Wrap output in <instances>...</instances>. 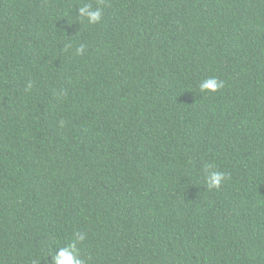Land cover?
<instances>
[{
	"label": "trees",
	"instance_id": "16d2710c",
	"mask_svg": "<svg viewBox=\"0 0 264 264\" xmlns=\"http://www.w3.org/2000/svg\"><path fill=\"white\" fill-rule=\"evenodd\" d=\"M76 231L86 264H264V0H0V264Z\"/></svg>",
	"mask_w": 264,
	"mask_h": 264
},
{
	"label": "clouds",
	"instance_id": "9594fccd",
	"mask_svg": "<svg viewBox=\"0 0 264 264\" xmlns=\"http://www.w3.org/2000/svg\"><path fill=\"white\" fill-rule=\"evenodd\" d=\"M79 16L86 18L89 24H96L102 19L103 12L100 8L93 9L90 5H85L79 8ZM85 51V46L80 45L76 49V54L82 56ZM31 86V83H29L28 87L31 88ZM222 87H224V83L216 78L205 79L199 84L201 93L216 92ZM205 167L207 169L211 166L206 165ZM225 179V173L221 171H210L206 178V187L208 190L213 188L219 189ZM85 239L86 233L81 231L74 232L71 243L67 246L60 247L58 251L52 253L51 264H86L85 260L81 258L80 248L78 247V244L82 243Z\"/></svg>",
	"mask_w": 264,
	"mask_h": 264
}]
</instances>
